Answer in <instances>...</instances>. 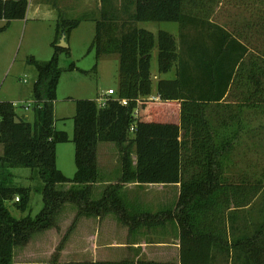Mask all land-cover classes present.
Instances as JSON below:
<instances>
[{"label": "trees", "instance_id": "1", "mask_svg": "<svg viewBox=\"0 0 264 264\" xmlns=\"http://www.w3.org/2000/svg\"><path fill=\"white\" fill-rule=\"evenodd\" d=\"M214 1L125 0L124 17L102 6L90 48L97 57L118 55V86L103 107L95 99L74 100L71 138L55 128L58 57L69 53L57 42L61 29L68 36L82 17L61 19L48 61L29 57L37 70L33 120L18 115L13 102L0 101V264H15L14 248L54 226L65 203L77 209L69 230L85 215L115 213L126 221L119 191L128 182L179 183L174 209L145 217L176 219L181 264H216L223 256L227 264H264V168L259 175L234 169L236 159L230 156L232 143L240 144L246 110L264 112V0H239L236 5L251 14L233 30L210 19ZM27 6V0H0V19L6 24L23 19ZM144 21L176 22L181 49L169 31L158 30L155 36L137 26ZM155 47L158 72L174 68V75L157 80L158 99H149ZM69 140L74 145L72 177L56 165V145ZM98 142L118 147L121 174L92 199L99 180ZM18 167L36 172L43 182V207L35 216L16 218L6 205L13 200L20 211L29 205L31 188L12 184L11 169ZM63 184L70 187L58 188ZM259 196L261 216L252 219L246 212L238 222L236 211L251 208ZM61 247L62 242L57 250Z\"/></svg>", "mask_w": 264, "mask_h": 264}, {"label": "rangeland", "instance_id": "2", "mask_svg": "<svg viewBox=\"0 0 264 264\" xmlns=\"http://www.w3.org/2000/svg\"><path fill=\"white\" fill-rule=\"evenodd\" d=\"M27 1L28 4L30 3V8L23 19H13L8 24L5 20L0 19V101L13 102L17 114L20 115L22 112H26L32 121V111L24 110V107L31 106L34 100L32 86L37 78V70L33 64L28 62L29 57H34L40 62H46L51 58L53 54L51 44L56 31L55 20L61 14L60 11L68 19L85 16L87 13L86 8L83 6L80 9L77 7L67 8L51 3H48L44 8L41 7L39 11H35V2L40 4H44V2ZM237 3H241V1L215 0L210 6L212 9L210 19L229 30H233L234 27H241L243 25L240 21L241 17H247L251 13L249 11L243 12L244 8L242 9V7L236 5ZM94 26L95 23L91 19L82 21L79 26L69 33L65 40L69 47V53L61 52L58 57L61 75L57 84L56 99L54 100L55 128L66 131L69 138L73 134L74 100L79 98L96 100L101 97L108 87L113 88L116 92L118 86V55L110 54L97 57L95 50L90 48L95 34ZM137 26L147 29L155 35L158 30H167L175 35L178 29L176 22L167 21L137 22ZM70 64L74 65L71 69L68 68ZM150 75L152 79L151 95H157V80L173 79V69L166 73L158 72L156 48L151 52ZM246 114L247 116L242 120L244 132L241 133L240 144L235 141L234 144L232 143L230 156H235L236 159L234 169L240 167L243 170L250 171V173L259 175L260 170L264 168V112L253 113L246 110ZM100 143L114 145L112 142ZM114 149L116 150L118 147L114 145ZM1 152L2 146L0 145V154ZM56 165L62 168L63 172H67L68 176L71 177L74 174V145L70 140L56 145ZM11 171L13 173L12 184L29 186L32 189L30 202L25 211L18 210L13 200L7 201L6 205L16 218L27 215L35 216L43 207L42 180L36 172L32 174V170L29 168L18 167L11 169ZM17 173L21 174V180L14 177ZM31 174L36 176L35 181L30 178L25 179L26 176H31ZM65 186L66 184H63L59 188L68 189ZM98 197L100 195L98 196L96 191L93 190L91 198ZM156 202L158 206H162L163 212H168L171 210L173 199L170 196V198L157 200ZM260 207H262V203L259 196L251 208L236 211L239 215L238 222L243 223L244 213L246 212L251 214L252 219H258L261 216ZM75 211L77 210L74 204L65 203L55 217L54 226L33 234L25 245L14 248L13 262L15 264H109L87 262L90 256L89 253H81L82 246L91 241L90 238H87V231L82 232L83 229H87L82 223L85 219L82 216L78 219L74 228L69 230L76 214ZM81 218L83 219L81 220ZM61 242L62 251L67 250L62 254L60 253L61 249L57 250ZM215 263L227 264L226 258L224 256L223 258L217 257Z\"/></svg>", "mask_w": 264, "mask_h": 264}, {"label": "crops", "instance_id": "3", "mask_svg": "<svg viewBox=\"0 0 264 264\" xmlns=\"http://www.w3.org/2000/svg\"><path fill=\"white\" fill-rule=\"evenodd\" d=\"M35 1L44 2V4L36 3ZM33 2H35V11H39L41 7H46L48 3L67 8L77 7L80 9L83 6L86 8L87 14L81 16V22L91 19L95 24L96 20L100 17L102 6H104V10L115 12L120 17H124L123 13L127 11V9H122V4L125 3V0H33ZM29 8L30 3L27 6L26 13H28ZM130 10H132V6L129 7ZM60 13L62 15L60 14L55 20V29L61 19H68V17L63 15V12L60 11ZM67 37L66 35L65 40ZM174 37L178 48L181 49L179 28ZM55 38L56 31L53 41ZM108 89L113 88L108 87ZM107 90L97 99L106 97ZM33 102L34 100L32 104ZM32 104L29 107H24V110L32 111ZM20 116H27V119L30 120L26 112H22ZM100 144L98 142L96 147L99 180L92 186V191L95 190L98 196H101L105 187L115 183L121 174L119 150L114 149L115 144ZM132 159L133 163H135L134 154L132 155ZM57 167L63 174L65 173V176L70 177L67 172H63L62 168ZM31 172L33 174L34 171ZM32 174L31 176H26L25 179L30 178L32 181H35L36 176ZM14 177L21 180V174L19 173L15 174ZM65 187L69 188L70 185L66 184ZM119 195L128 216L126 221L119 219L115 213L105 214L102 218L86 215L82 216L85 219L81 218V220L83 219L82 223L87 228L83 229L82 232L86 230L87 238H90L91 241L81 248V253H89L90 255L87 262L109 264H181L179 230L176 219L174 217H166L155 222L145 217L146 213L155 214L163 212L162 206H158L157 200H165L171 196L173 204L170 209L174 208L179 195V183L139 184L137 182H128L120 189ZM88 226L90 227L88 228ZM66 248L68 249L69 246ZM62 249L60 251L61 254L67 251H62Z\"/></svg>", "mask_w": 264, "mask_h": 264}, {"label": "built area", "instance_id": "4", "mask_svg": "<svg viewBox=\"0 0 264 264\" xmlns=\"http://www.w3.org/2000/svg\"><path fill=\"white\" fill-rule=\"evenodd\" d=\"M111 94H114V91H113L112 89H108L107 92H106V97H102V98L97 99V105H98L99 107H103V106L105 105V103H106V99H107V97H108L109 95H111ZM149 99H158V96H157V95H151V96L149 97ZM123 102H124V101H123ZM16 200H17V198H16Z\"/></svg>", "mask_w": 264, "mask_h": 264}, {"label": "water", "instance_id": "5", "mask_svg": "<svg viewBox=\"0 0 264 264\" xmlns=\"http://www.w3.org/2000/svg\"><path fill=\"white\" fill-rule=\"evenodd\" d=\"M65 38H66V32L64 29H61L60 35H59V42L57 43V45L60 47H67ZM25 119H27V116H25Z\"/></svg>", "mask_w": 264, "mask_h": 264}]
</instances>
